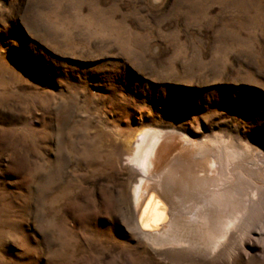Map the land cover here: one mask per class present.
Wrapping results in <instances>:
<instances>
[{"label": "rangeland", "instance_id": "obj_1", "mask_svg": "<svg viewBox=\"0 0 264 264\" xmlns=\"http://www.w3.org/2000/svg\"><path fill=\"white\" fill-rule=\"evenodd\" d=\"M150 127L253 163L224 255L127 227L120 153ZM263 192L264 0H0V264H264Z\"/></svg>", "mask_w": 264, "mask_h": 264}, {"label": "bare ground", "instance_id": "obj_2", "mask_svg": "<svg viewBox=\"0 0 264 264\" xmlns=\"http://www.w3.org/2000/svg\"><path fill=\"white\" fill-rule=\"evenodd\" d=\"M211 142L207 145L187 129L177 133L150 127L131 148L122 149L120 158L132 169L133 180L132 216L126 225L155 251L218 258L242 214L258 217L263 187L254 181L250 158L234 146ZM238 169L243 171L237 174ZM225 253L229 260L230 250Z\"/></svg>", "mask_w": 264, "mask_h": 264}, {"label": "water", "instance_id": "obj_3", "mask_svg": "<svg viewBox=\"0 0 264 264\" xmlns=\"http://www.w3.org/2000/svg\"><path fill=\"white\" fill-rule=\"evenodd\" d=\"M161 201V200H160Z\"/></svg>", "mask_w": 264, "mask_h": 264}]
</instances>
